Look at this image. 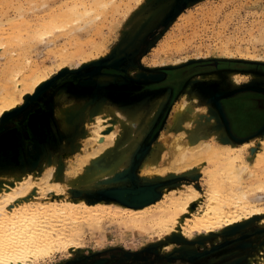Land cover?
I'll return each mask as SVG.
<instances>
[{
  "label": "rangeland",
  "instance_id": "1",
  "mask_svg": "<svg viewBox=\"0 0 264 264\" xmlns=\"http://www.w3.org/2000/svg\"><path fill=\"white\" fill-rule=\"evenodd\" d=\"M63 2L71 4L74 0H0V21L5 15L12 16L18 7L25 9L28 4H36L43 14V7L48 11L59 7ZM79 3L84 4L80 6V12L90 10L84 15L83 21L93 19V22L82 32L80 40L77 38L84 43L95 42L104 50V55L98 61L78 67L80 69L66 70L52 76L35 95L27 98L20 109L1 118L15 116L31 101L38 99L43 100L47 107L53 105L55 95L62 92L57 106L68 110L77 109L76 113L71 111L67 117L64 115L65 124L73 126V130L63 134L60 131L61 122L53 120L52 115L49 116L45 121L49 126L48 138L39 141L42 144L38 147L37 156L29 160L19 155L17 165L14 160L13 166H0V176L12 175L14 179H19L23 173L39 179L47 170L53 169L56 175L53 183L69 185L70 198L82 199L88 204L114 201L122 206H139L141 203L154 206L162 201L164 191L177 192L192 186L200 193L203 192L201 195L204 194L200 208L195 203L191 205L193 214H201L206 204L207 178L195 167L202 158L194 160V165L188 172H166L149 179L142 175V170L153 162L160 165L161 158L173 156L166 154L165 138L171 132L167 122L173 109L181 103L186 107V114L179 126L185 125L189 117L195 115L200 123L207 125L212 136L213 133H223V136H214H218L217 141L214 139L215 143L223 146L242 143L226 134L214 107L222 93L243 87H264V76L257 74L264 68V43L260 39L264 28V0H79ZM82 25L80 20L67 26L63 23L56 24L45 41H36L35 46H39L37 50L42 49L40 55L37 50L33 53L36 63L52 65L53 59L48 58L47 52L53 47L60 48L64 45L66 49L73 51L74 45L67 43V35L70 36L69 31ZM51 39L55 41L54 45L43 49L44 42ZM89 52L90 49H86V53ZM0 62V68H3L4 62ZM228 66L240 68L234 70L226 68ZM198 67L214 70L207 75L191 74ZM232 74L237 75L239 80L232 79ZM98 75L106 76V79L97 82ZM173 77L177 79V83L172 82V88L163 89V85L171 82L169 80ZM143 83L160 88L134 102H121L131 97L124 94L129 92L128 89L118 88ZM73 88L81 90V94L75 96L71 92ZM135 88L136 95L148 90L145 84ZM98 89L99 101L94 102L98 98ZM114 89L124 92L113 91ZM105 92L115 100L107 98ZM185 99L187 101L183 102ZM112 109L124 115L132 113L134 135L129 134L131 127L123 123L126 118L121 120L120 116L123 126L118 130L121 136L114 143L107 144L109 146L104 144L105 148L96 159L99 163V158L106 152L111 156L116 150L119 166H116L110 176L87 182L84 177L90 172H80L77 166L80 167L82 163V168L89 166L90 169L94 166L91 161L95 159L90 158V153L95 149L91 148L93 141L88 137L95 126L93 118L100 117V120H106V124L115 123L119 119ZM237 109L234 114L240 118L236 125L239 130L243 128L239 133L244 134L251 128L250 122L245 121L244 115H241L242 110L239 107ZM208 122L213 124H207ZM180 129L173 130V133ZM263 142L264 124L255 136L243 141L247 145L251 144L244 154L245 157L249 156L247 167L252 174L250 177L244 176L242 184L246 188L256 187L258 179L264 175V161H261L264 158V151L261 149ZM122 143L128 144L122 149L117 148ZM218 152L219 149L211 152L210 162L220 160L215 155ZM87 154L89 158L85 157ZM83 156L86 161L82 159ZM146 159L151 163L146 162ZM159 165L153 168H163V165ZM207 171L208 169L205 170ZM143 190H148L149 194L140 198L139 193ZM253 190L254 188H250L251 193ZM55 200H61L59 194L51 195V201ZM258 205L264 208V198H260ZM259 219L253 218L208 236L194 235L190 240L179 235L157 240L151 233L136 227L125 228L104 219L101 224H96L98 226L85 229L83 243L76 251L55 252L45 263L116 264L117 261L107 258L106 254L119 251L131 256L121 264H249V258H255L260 250L264 252V225L260 224L262 219Z\"/></svg>",
  "mask_w": 264,
  "mask_h": 264
},
{
  "label": "bare ground",
  "instance_id": "2",
  "mask_svg": "<svg viewBox=\"0 0 264 264\" xmlns=\"http://www.w3.org/2000/svg\"><path fill=\"white\" fill-rule=\"evenodd\" d=\"M82 5L84 4H80L79 0H74L71 4L63 2L59 7L50 8L48 11L43 7L41 14L36 4L34 6L28 4L25 9L15 8L12 16L5 15L6 17L0 21V61L4 62L3 68H0V120L4 115L20 109L27 98L35 95L52 76L66 70L80 69L78 67L98 61L104 55V50L95 42L79 41L82 32L93 22V19L83 21L84 15L90 10L85 13L80 12ZM79 20L83 25L69 31L70 36L67 35V43L70 45L73 43L74 50L70 51L71 49H66L64 45L60 48L53 47L47 52L48 58L53 59V64L48 65L45 62L37 64L33 56L39 47L35 46L36 41H45L58 23L67 26ZM4 26L10 27L4 29ZM77 37H80L79 40ZM260 39L264 43V28ZM54 43L53 39L46 41L42 48L52 46ZM86 49H90L91 52L87 54ZM40 51H38L39 55ZM35 55L37 56V53ZM102 79H106V76L96 77L97 82H102ZM232 79L237 81L239 77L234 75ZM61 97L62 92L55 95L52 112L56 120L61 122L62 133L68 134L73 130V126L69 127L65 124L64 115L67 117L71 111L76 113L77 109L68 110L58 107L57 103ZM186 101L185 99L183 102ZM113 111L116 112L117 119L120 116L121 120L126 118L123 123L131 127L129 134L134 135L132 113L127 112L124 115L117 110ZM185 114L186 107L181 103L173 109L167 122L171 132L168 131V137L165 138L166 154L173 156L161 158L160 165L156 162H148L149 160L146 159V162L151 164L143 167L142 175L151 179L166 172L174 174L185 170L188 172L194 165L193 161L202 158L195 167L207 178L206 204L201 214H193L191 205L195 203L200 208L203 205L204 194L201 195L203 192L200 193L192 186L177 192L164 191L162 201L154 206H149L148 203L139 206H122L114 201L88 204L85 200L70 198L69 185L53 183V178L56 176L53 169L47 170V173L39 179H35L31 174L22 173L19 179H14L12 175L4 177L1 174L0 264H50L45 263L46 259L49 260L55 252L67 253L79 248L83 243L85 229L98 226L96 224H101L104 219L125 228L136 227L148 234L151 233L157 240H164L173 235H179L185 240H190L194 235L208 236L253 218L262 219L260 224L264 225V208L258 205L260 198L261 200L264 198V175L258 179L256 187L246 188L242 184L244 176L252 175L247 167L249 156L244 155L251 144L219 145L214 139L217 141V137L223 136V133H213L214 136H218H212L206 128L207 125L200 123L195 115H191L185 125L179 126ZM93 119L95 126L88 137L93 141L91 148L95 149L90 153V158L95 159L91 161L94 166L90 169L89 166L82 168L83 163L80 167L77 166L80 172H90L84 177L87 182L106 178L116 169L119 163L118 151L114 150L111 156L106 152L102 158H99V163L96 159L105 148L104 144H112L121 136L118 129L123 126L120 119L109 124H106L104 119L100 120V117ZM177 129L180 130L175 132ZM126 144L128 143H122L117 148L122 149ZM215 149L220 150L215 155L221 162L220 160L210 162L211 152ZM261 149L264 151V142L261 144ZM86 152L88 153L87 150ZM85 157L89 158L88 154ZM85 157L82 158L84 161H86ZM261 161H264L263 157ZM155 165H163V168H153ZM250 188H254L253 194ZM56 194H59L61 200L51 201V195ZM259 196L261 197L258 198ZM260 251L254 256L255 258H249L247 263H264V252Z\"/></svg>",
  "mask_w": 264,
  "mask_h": 264
},
{
  "label": "flooded vegetation",
  "instance_id": "3",
  "mask_svg": "<svg viewBox=\"0 0 264 264\" xmlns=\"http://www.w3.org/2000/svg\"><path fill=\"white\" fill-rule=\"evenodd\" d=\"M226 68L235 70L240 67L228 66ZM263 69L264 68H262L257 74L260 76H264ZM212 70L214 69L198 67L197 70H195L191 74L207 75L210 74ZM143 84L148 87V90L143 93L140 92L136 95L135 93L137 89L135 87ZM143 84H133L131 86H128L127 88H118L125 90L128 89L129 92L124 94L125 96L128 95L131 98L123 101H121L122 99H116V101L134 102L146 95H150L152 92H154V90L157 91L158 88H160V86L152 85L150 83ZM98 86L99 85H97V87ZM172 87L173 83L166 82L163 85V89L165 90ZM113 91H120L122 93L124 92L117 89H114ZM210 91L211 88L209 92ZM71 92L74 93L75 96H78L82 91L77 88H73L71 89ZM96 92V96H98L97 101H99V89ZM105 95L107 98H110L109 94L107 95V92H105ZM110 99L115 100L112 98ZM53 106L54 105L50 104L47 107L45 106V104H43V100L38 99L35 101H31L27 107L15 113V116H8L0 120V166H9V164L12 165L14 163V160L15 164L17 165V159L19 155L23 159L24 157H26L29 160L37 156V154L39 153L38 147L40 144H42L39 141L41 139L48 138L47 132L49 126L48 124H45V121L51 115L53 117V120H56L52 113L54 108ZM237 107L242 110L241 115H244L243 118L245 119V121L250 122L249 128H251L244 134L239 133L243 128L241 127V129L239 130L236 125V122H238V119L240 118L239 115L234 114V110L237 109ZM214 108L219 121L223 124L226 134L233 140L238 139L239 142L242 141L243 143V140H246L248 138L251 139V137L255 136L257 130L264 124V87H243L230 92H226L225 94L222 93L215 101ZM106 257L112 258V260L117 261L116 264H121L122 262L128 261V259L131 258L130 255L119 251L110 252L106 254Z\"/></svg>",
  "mask_w": 264,
  "mask_h": 264
},
{
  "label": "water",
  "instance_id": "4",
  "mask_svg": "<svg viewBox=\"0 0 264 264\" xmlns=\"http://www.w3.org/2000/svg\"><path fill=\"white\" fill-rule=\"evenodd\" d=\"M140 194V198L141 197H144L146 194H149L148 193V190H143L142 192L139 193ZM142 204V203H141Z\"/></svg>",
  "mask_w": 264,
  "mask_h": 264
},
{
  "label": "trees",
  "instance_id": "5",
  "mask_svg": "<svg viewBox=\"0 0 264 264\" xmlns=\"http://www.w3.org/2000/svg\"><path fill=\"white\" fill-rule=\"evenodd\" d=\"M169 81H171V82H169V83H172V82H173V83H176V82H177V79L173 77L172 80H169Z\"/></svg>",
  "mask_w": 264,
  "mask_h": 264
},
{
  "label": "crops",
  "instance_id": "6",
  "mask_svg": "<svg viewBox=\"0 0 264 264\" xmlns=\"http://www.w3.org/2000/svg\"><path fill=\"white\" fill-rule=\"evenodd\" d=\"M54 105V104H53ZM54 107V106H53ZM61 131V130H60Z\"/></svg>",
  "mask_w": 264,
  "mask_h": 264
}]
</instances>
